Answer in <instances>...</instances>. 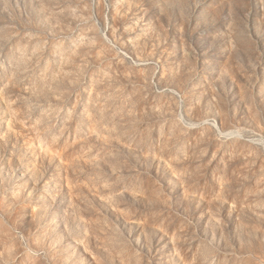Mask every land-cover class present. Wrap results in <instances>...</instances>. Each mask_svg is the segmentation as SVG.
Returning <instances> with one entry per match:
<instances>
[{
    "label": "rangeland",
    "instance_id": "1",
    "mask_svg": "<svg viewBox=\"0 0 264 264\" xmlns=\"http://www.w3.org/2000/svg\"><path fill=\"white\" fill-rule=\"evenodd\" d=\"M0 264H264V0H0Z\"/></svg>",
    "mask_w": 264,
    "mask_h": 264
}]
</instances>
